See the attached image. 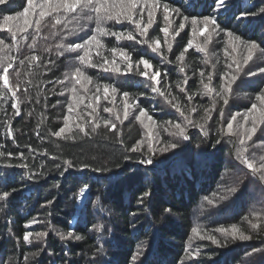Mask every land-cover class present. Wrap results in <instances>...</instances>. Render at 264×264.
Instances as JSON below:
<instances>
[{"label": "trees", "instance_id": "1", "mask_svg": "<svg viewBox=\"0 0 264 264\" xmlns=\"http://www.w3.org/2000/svg\"><path fill=\"white\" fill-rule=\"evenodd\" d=\"M57 2L51 0L52 5ZM225 2L230 6L217 12L215 0H162L171 9L169 21L163 19L161 7L149 29L148 43L159 39L160 52L168 60L152 52L148 43L117 41L111 35L98 37L104 48L93 44L64 51L57 45L83 42L95 34V21L81 19L80 9L67 14V19L63 11L41 19L40 6L47 10L49 0H34L35 14L29 15L31 26L24 32L18 29L23 28L26 0H8L0 5V39L4 41L0 58H7L0 59V74L7 63H12L9 84L18 87L13 101L0 79V193L10 192L7 200L0 199V264H264V125L248 140L246 129L251 121L244 124L243 120L253 104L259 105L257 96L264 92V0ZM242 12L250 15L241 17ZM7 15L19 18L11 31L3 24ZM212 16L220 29H209L211 43L207 52H200L197 46H204L205 41L198 33L193 34L192 19L202 21ZM57 18L63 22L56 25ZM38 19L39 29L35 24ZM181 23L183 30L179 29ZM169 25L165 38L159 29ZM105 27L134 32L127 22H106ZM189 42L192 46L185 52ZM249 42L260 47L245 66V45ZM113 47L131 54V72H104L79 59L86 51L93 63L101 60L97 52L111 59L109 50ZM181 54L183 60L178 59ZM33 55L39 59L31 61ZM141 58L152 62L149 74L160 70L158 85L136 74L135 65ZM115 59L123 70V61L118 55ZM234 62L240 63L241 71L224 106L215 92L204 94L200 72L205 73V83L208 75L213 76L218 91L220 77L229 71L228 64L235 70ZM77 68L92 80L91 84L83 79L76 84L73 77ZM139 70L144 71V66ZM124 80L130 83L123 84ZM97 84L117 87L114 107L103 98L102 89L96 93ZM149 85L164 95L153 92ZM73 87L76 93L71 92ZM180 87L185 92H180ZM124 92L131 105L139 106L129 109L128 120H123ZM97 94L101 97L98 112L89 123L91 109L86 105L94 103ZM186 94L194 97L191 102ZM81 97L83 103L78 104ZM13 102L20 109L18 116L11 107ZM70 104L75 109L71 113ZM173 105H179L196 126L187 124ZM105 106L113 107V113H105ZM139 109L146 110L152 121L135 119ZM117 112L121 121L115 119ZM233 116L238 125L232 130L240 136L228 134L227 124ZM106 121L116 123V129L105 127ZM66 122L62 137L52 135ZM177 123L186 125L187 140L174 135L177 129L172 125ZM77 124L89 134L85 136ZM94 124L100 125L95 132ZM242 138L244 144L240 143ZM141 141L138 151H130ZM172 143L177 147L161 151ZM149 144L153 151L148 150ZM148 159L151 164L141 163ZM245 159L259 171L250 170ZM65 160L72 161L73 168L65 171ZM256 223L260 227L253 229ZM221 228H238L239 232L233 239L230 231L227 236L216 231ZM27 232L33 233L31 243L23 239ZM41 232L47 235L36 239ZM240 234L251 239L241 240ZM208 236H215L224 246L213 244Z\"/></svg>", "mask_w": 264, "mask_h": 264}, {"label": "snow or ice", "instance_id": "2", "mask_svg": "<svg viewBox=\"0 0 264 264\" xmlns=\"http://www.w3.org/2000/svg\"><path fill=\"white\" fill-rule=\"evenodd\" d=\"M8 3V0H0V5H4ZM26 7L22 11V16L24 18V23H23V28L18 29L26 32L28 28L31 26V21L28 19L30 14H35V9L36 5L34 3V0H26ZM226 5L225 0H215V8L214 10L217 12H220L221 9L225 8ZM163 7L164 11V16L163 19L165 21H169V16L168 12L171 11L169 8L168 4H162V0H58V2L55 5L51 4V0H49V4L47 6V10H45V6L41 5L39 16L41 19H43L47 15H51L52 12H61L63 11L65 15V19H67V14L69 13H76L77 9H80V13L78 15L80 16L81 19H85L88 21H95V34H91L90 37L83 42H70L69 44L65 45L63 43L58 44V48L64 49V51H77L80 49H86L88 46L95 44L97 48H104L105 46L101 42V40L98 37H103V36H114L117 41L121 39H126L128 41H135L138 44H144L148 43V40L151 39V36L149 35V29H151L155 23V15L156 12ZM264 11V10H262ZM145 12H147V20L145 21ZM89 13H94L95 15H91ZM241 17H246L250 15V13L247 12H242ZM77 19V17H72V20ZM185 19H188V17H185ZM19 18L15 15H7L3 18V24L4 27L8 30L11 31V26L13 25L14 21L18 22ZM63 21L59 18L55 20V24H61ZM71 22V21H69ZM106 22H114L116 24H122L124 22H127L129 25H132L134 27V32L129 31V32H116V31H111L108 28L105 27ZM37 29H39L41 20L38 19L35 21ZM202 25V26H201ZM192 26H193V34L198 33L200 36L204 37L205 44L204 46H197V50L200 52H207V44L211 43V33L209 32V29L211 28L212 32H216L220 29V26L217 22V19L215 16L212 17H204L202 21H198L197 19L193 18L192 19ZM55 27V25H53ZM169 26H165L163 28H160L159 30L164 33L165 38H167L169 34ZM80 30L83 31V26H79ZM185 28V25L181 23L179 25V29L183 30ZM205 33H209V35H205ZM70 35L72 33H69ZM175 35H179V32H176ZM227 35L232 38L233 40H239V37L234 36L232 32H227ZM137 37L141 38H146V39H137ZM12 38L13 40L16 39V34L15 32L12 33ZM175 37H173L174 39ZM165 42L167 43V40L165 39ZM4 41L0 39V45H2ZM35 43V41H33ZM243 43V41H241ZM153 44L155 45L153 47ZM191 42L187 46H185L184 51L187 52L188 49L191 47ZM148 47L151 48L152 52L157 53L161 59L163 60H168L167 56H164L162 52H160V40L155 39L153 40L152 43H148ZM247 48V56L243 59V64L246 66L249 61L252 60L253 55H254V50L259 48L260 46L255 43V42H249L245 45ZM112 53V58L109 59L108 57H104L101 53L97 52V55L101 57L100 62L93 63L89 58V52L86 51L84 56L79 57L80 61L82 64L88 66V67H98L102 69L104 72H112V73H117V74H127L132 71L133 69V61L131 54L125 50H118V48L113 47L109 50ZM168 51L171 52V47L168 48ZM233 51H235V48H233ZM119 56V58L123 61V70L122 68L118 65L117 60L115 59L116 56ZM3 59L4 61L7 60V58H0ZM39 58L35 55L30 57L31 61H37ZM178 59L183 60L184 56L181 54ZM170 62V61H169ZM24 61H21V64H23ZM235 63V70L233 71V65L228 64L227 68L229 69L228 72H226L223 76L220 77L221 83L219 85V90L217 91L216 88L213 86V76L208 75L207 76V82H204V77L205 73L200 72V77L201 79V84L203 85V88L205 89L204 94L209 95L213 92H215V95L217 97H220L223 99V104L224 106H227L229 103L228 96L232 92V86L236 84L237 79L239 78L238 74L241 71V65L238 62ZM140 65L144 66V71H140ZM136 74L143 76L147 78L150 81H153L154 84L158 85L159 80L157 79L160 75L161 72L159 69H157L155 72L152 74H149L147 71L148 69H152L154 66L152 62L149 59H144L141 58L136 62ZM13 65L12 63H7L6 66L2 68V74H0V79L3 80V88L7 90L8 93H11V97L13 101H16V93L18 91L17 88L10 87L9 84V69L12 68ZM183 70V69H181ZM261 71H264V69H261ZM249 74L255 75V72H250ZM19 75V73H17ZM75 79L76 84L81 83V79L86 81L87 84H91L92 80L86 76V74L82 71V69L77 68L75 75L73 77ZM62 83V81H61ZM123 84H129L130 80H124L122 81ZM139 83V82H137ZM185 84H187V80L184 81ZM151 87V90L153 92H158L160 95H164L163 92H159V89L155 86L149 85ZM101 89L103 91V98L105 100H108L110 104H113L114 107V100H115V95L118 91L117 87H114L112 85H99L97 84L96 86V93H100ZM87 91V89L85 88ZM180 92H185L184 87H180ZM72 93H76V88L73 87L71 89ZM63 94V93H61ZM111 95V99H109ZM187 95V94H186ZM3 98V94H0V99ZM193 96L187 95V99L189 102L193 100ZM73 99L75 100L76 97L74 96ZM132 99H135L134 97ZM101 97L100 95H94V103H88L86 105V108L91 109V111L88 113V116L91 117V120L89 123L92 122V120H95L96 114L98 112V107L100 103ZM257 100L260 102L259 105L253 104L250 112L247 115L243 116L244 124H248L249 121H251V125L249 128L246 129V131L249 133L247 136L248 140H251L252 137L257 133V131L260 129L261 125H264V92H262L260 95L257 96ZM83 103V97L79 99L77 102ZM122 105H123V120H128L130 116V111L129 109L131 107L139 108L138 104L133 106L129 103V95L127 92L123 93L122 97ZM176 107L177 111H180V114L184 119L187 121V124H191L193 127H195V123L189 119L183 111H181L179 105H173ZM11 107L15 109V115H20V109L17 106L16 102H13L11 104ZM113 107L105 106L103 108V111L105 113H113ZM74 106L73 105H68V112L71 113L73 112ZM214 110V109H213ZM193 112L196 111L195 108L192 109ZM209 110H206V112ZM220 115L223 116V111L221 110ZM141 117L147 118L149 121H152V117L148 114V112L144 109H139L138 115L135 116V119L140 120ZM115 119L117 121H121V115L119 112L116 113ZM236 117L233 116L231 118L232 121H235ZM171 124V122H168ZM99 124H94L92 127V131L95 132L96 129L99 127ZM177 129V132L174 133V135H178L182 137L183 139L187 140L188 136L186 135V125L182 126L181 124L177 123L172 125ZM67 127V122L65 124V127H61L58 131L54 132L52 135L56 137H62V134L65 132V128ZM76 127L84 133L85 136H87L89 133L85 131L84 127L81 125L77 124ZM105 127H109V130H114L117 127V124L111 121H106L105 122ZM241 127H244V125H241ZM227 128L229 130L228 134H232L231 130L233 128V124L230 121L227 124ZM201 129L203 130V126H201ZM167 131V129H165ZM9 135H11V132H9ZM66 138V137H64ZM241 144H244L245 141L243 139L240 140ZM143 142L141 141L137 147H133L130 149L132 152H136L140 149L141 145ZM177 147L176 143L169 144L165 146V148L161 149V151H168L170 149H174ZM149 151H153L152 145L149 144L148 146ZM46 154V153H45ZM0 155H3L0 153ZM10 155V154H9ZM55 159V157H53ZM245 164L246 166L253 171H259V169H256L254 167V164L247 159H245ZM141 163H147L151 164L152 160L148 159L146 161H141ZM64 164L67 166L65 171L73 168V162L70 160H65ZM19 167H27L25 164H20L18 165ZM83 167L87 168L88 165H84ZM261 168H264V164L261 165ZM99 169H93V171H98ZM10 192L8 191H3L0 193V199L7 200L9 197ZM83 195V194H82ZM145 195H149V193H145ZM142 202V201H141ZM251 223V222H250ZM260 227V224H252L253 229H257ZM216 231H219L220 233L224 235H228L229 231L232 234L233 239L236 238V233L239 232L238 228H232L231 230L228 229H217ZM197 234H199V230H197ZM47 233L41 232L37 233L35 238L36 239H41L45 237ZM71 234H69L70 236ZM33 236L32 232H27L24 234L23 239L26 242L31 243V237ZM67 238V237H62V239ZM203 238V237H202ZM76 239H79V237H76ZM207 239L211 240L213 244L217 245L218 247L224 246L222 245L221 241L216 239L215 236H208ZM239 239L247 241L251 239V236L249 235H244L240 234Z\"/></svg>", "mask_w": 264, "mask_h": 264}, {"label": "rangeland", "instance_id": "3", "mask_svg": "<svg viewBox=\"0 0 264 264\" xmlns=\"http://www.w3.org/2000/svg\"><path fill=\"white\" fill-rule=\"evenodd\" d=\"M146 123V122H145ZM232 124H233V128L236 126V125H238L235 121H232ZM147 128H148V125H147ZM151 131H153L152 129H151ZM232 132L231 133H236L238 136H240V134H239V132L238 131H236V130H231ZM246 138H247V136H245ZM243 139V138H242ZM244 140V139H243Z\"/></svg>", "mask_w": 264, "mask_h": 264}]
</instances>
